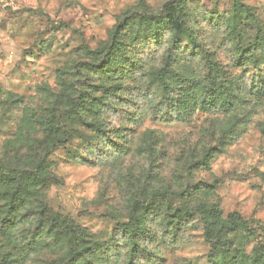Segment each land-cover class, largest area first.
<instances>
[{"label": "rangeland", "instance_id": "374dc122", "mask_svg": "<svg viewBox=\"0 0 264 264\" xmlns=\"http://www.w3.org/2000/svg\"><path fill=\"white\" fill-rule=\"evenodd\" d=\"M0 264H264V0H0Z\"/></svg>", "mask_w": 264, "mask_h": 264}, {"label": "trees", "instance_id": "16d2710c", "mask_svg": "<svg viewBox=\"0 0 264 264\" xmlns=\"http://www.w3.org/2000/svg\"><path fill=\"white\" fill-rule=\"evenodd\" d=\"M235 6H238V3H237V1H235ZM240 7H243L242 5L240 6ZM29 176V173L27 172V171H23L22 173H21V180H23L25 183L27 182H30V178L28 177ZM7 183H6V186H7V184L9 183V180H8V178H7ZM21 200V199H20ZM19 204H21V202L20 203H18V205ZM24 204V203H23ZM11 206H13V205H11ZM231 217H233V218H235V221H233L231 224H230V226L226 229L227 230V232L228 233H233V232H235V231H237L238 229H239V227L237 226V223H241V224H244L243 223V221H241V218L237 215V214H234V215H232V216H230V218ZM6 222H3L2 221V224H5ZM207 237H208V239L210 238V234L209 233H207Z\"/></svg>", "mask_w": 264, "mask_h": 264}, {"label": "built area", "instance_id": "2783aa9c", "mask_svg": "<svg viewBox=\"0 0 264 264\" xmlns=\"http://www.w3.org/2000/svg\"><path fill=\"white\" fill-rule=\"evenodd\" d=\"M8 1L14 2V1H19V0H8Z\"/></svg>", "mask_w": 264, "mask_h": 264}]
</instances>
